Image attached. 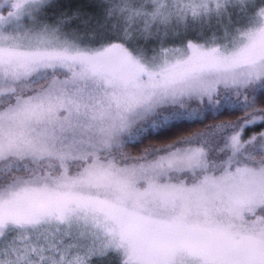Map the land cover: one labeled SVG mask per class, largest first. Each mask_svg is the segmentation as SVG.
Masks as SVG:
<instances>
[{"label":"snow or ice","instance_id":"6c2138e0","mask_svg":"<svg viewBox=\"0 0 264 264\" xmlns=\"http://www.w3.org/2000/svg\"><path fill=\"white\" fill-rule=\"evenodd\" d=\"M259 129L264 0H0V264H264Z\"/></svg>","mask_w":264,"mask_h":264},{"label":"rangeland","instance_id":"374dc122","mask_svg":"<svg viewBox=\"0 0 264 264\" xmlns=\"http://www.w3.org/2000/svg\"><path fill=\"white\" fill-rule=\"evenodd\" d=\"M75 1L80 2V1H82V0H70L71 3H72V2H75ZM239 115H240V114L238 113L237 116H233L232 119H237ZM259 130L264 131V129H259ZM251 134H252L251 132L248 133V135H251Z\"/></svg>","mask_w":264,"mask_h":264},{"label":"trees","instance_id":"16d2710c","mask_svg":"<svg viewBox=\"0 0 264 264\" xmlns=\"http://www.w3.org/2000/svg\"><path fill=\"white\" fill-rule=\"evenodd\" d=\"M82 1H80V2H78V1H75V2H72L71 4L73 5V6H77L79 3H81Z\"/></svg>","mask_w":264,"mask_h":264}]
</instances>
